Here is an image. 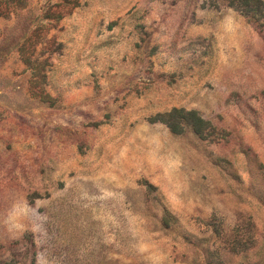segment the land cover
Here are the masks:
<instances>
[{"label": "rangeland", "instance_id": "obj_1", "mask_svg": "<svg viewBox=\"0 0 264 264\" xmlns=\"http://www.w3.org/2000/svg\"><path fill=\"white\" fill-rule=\"evenodd\" d=\"M0 0V264H264V0Z\"/></svg>", "mask_w": 264, "mask_h": 264}, {"label": "trees", "instance_id": "obj_2", "mask_svg": "<svg viewBox=\"0 0 264 264\" xmlns=\"http://www.w3.org/2000/svg\"><path fill=\"white\" fill-rule=\"evenodd\" d=\"M255 1V0H230L229 5L233 8H237L241 14H244L245 16H250L253 13V10L251 6L249 5V2Z\"/></svg>", "mask_w": 264, "mask_h": 264}]
</instances>
